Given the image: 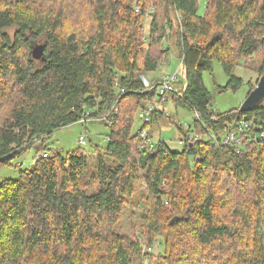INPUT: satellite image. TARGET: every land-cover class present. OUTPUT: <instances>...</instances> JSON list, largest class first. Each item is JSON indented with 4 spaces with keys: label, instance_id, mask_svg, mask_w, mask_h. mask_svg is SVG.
<instances>
[{
    "label": "trees",
    "instance_id": "1",
    "mask_svg": "<svg viewBox=\"0 0 264 264\" xmlns=\"http://www.w3.org/2000/svg\"><path fill=\"white\" fill-rule=\"evenodd\" d=\"M135 1L0 0V171L40 143L32 165L0 182V264H264L261 137L219 148L195 122L196 138L184 131L173 151L152 139L166 111L140 117L158 97L147 75L176 35L185 81L172 101L215 129L246 120L264 133V102L214 112L203 80L215 62L224 90L243 85L236 67L264 74V0H206L203 14L201 0H138L139 12ZM92 121L110 129L103 147L51 151L56 130ZM144 130L155 144L141 150Z\"/></svg>",
    "mask_w": 264,
    "mask_h": 264
},
{
    "label": "rangeland",
    "instance_id": "2",
    "mask_svg": "<svg viewBox=\"0 0 264 264\" xmlns=\"http://www.w3.org/2000/svg\"><path fill=\"white\" fill-rule=\"evenodd\" d=\"M128 1V0H126ZM135 1L134 6H136ZM239 1V0H235ZM206 0L200 1V13L205 11ZM135 8H139L136 6ZM150 23V17L145 18L144 25L147 27ZM148 31V28H147ZM177 36L173 35L165 41V46L169 47V54L167 59L160 64L155 73L147 75V78L159 76L160 74L174 76L178 75L173 87L176 93L182 92V81H185V73L182 67L181 53L182 49L177 45ZM37 45H46V39L40 38L36 41ZM262 58L261 56H259ZM37 61V65L42 66V62ZM234 75L243 80V85L237 91L224 90L229 82L228 76L225 74L221 64L215 62L212 71H207L203 75L205 87L210 91L212 97V109L221 113L229 112L230 110L240 109L246 98L251 92V88L257 86L261 74L252 70H246L245 67L239 66L234 69ZM158 97L155 106L159 111H166V117L154 122L152 127V139L154 142H165L173 151L182 150V143L184 131L190 130L191 138L194 140L197 133L194 132L195 112L187 109L180 104H175L171 96L166 101L160 98V90L157 87ZM147 107H153L146 104ZM139 115V114H138ZM143 121L138 117L135 118V129L139 130L143 126ZM110 133V129L102 122L92 121L86 124L78 123L68 127L56 130L52 137L48 140V145L53 153H60L66 157L69 153H73L79 149H85L90 152L95 147H103L106 144V136ZM81 137L87 141V145L81 144ZM206 139V136L204 137ZM207 140V139H206ZM47 142V141H46ZM40 143H35L31 149L13 161L11 166L4 167L0 171V182L4 179H16L19 176V168L25 169L32 165L37 156V148ZM93 164V163H92ZM165 185V183H164ZM166 188H163L165 190ZM167 204V203H166ZM136 212V209H135ZM130 211L124 213L120 225L118 226L123 233H128L130 229ZM155 255L162 252V243L157 241L153 248ZM158 262H154L156 264Z\"/></svg>",
    "mask_w": 264,
    "mask_h": 264
},
{
    "label": "built area",
    "instance_id": "3",
    "mask_svg": "<svg viewBox=\"0 0 264 264\" xmlns=\"http://www.w3.org/2000/svg\"><path fill=\"white\" fill-rule=\"evenodd\" d=\"M139 11L140 9L136 8V12ZM150 12L153 11L151 10ZM177 77V74H175L174 76L164 74L159 76V81L157 82L156 86L160 90L162 101H166L167 98L169 99V96H171V94L175 93L173 83L176 82ZM124 93L125 92H122V94ZM156 110V106L148 107V110L140 112V117L143 121L149 122L151 120V115ZM117 111L118 109L115 108V113H117ZM192 111L195 112L194 123L197 122L199 124L201 129L204 131L207 140H209L215 147L220 148L233 144L241 146L245 142H256L258 137H261L260 141H264V133L259 132V126L257 127L246 120H233L232 122L228 123L225 128L215 129L213 126L203 121L201 114L196 109H193ZM209 119L210 123L214 125H217L220 122L217 116H210ZM142 137L144 142L141 145V150H145L148 147L154 146L155 143L148 139V132L146 130L142 132ZM81 143L84 146L86 145V139L84 137L81 138ZM47 154L48 153H44L43 157H47Z\"/></svg>",
    "mask_w": 264,
    "mask_h": 264
},
{
    "label": "water",
    "instance_id": "4",
    "mask_svg": "<svg viewBox=\"0 0 264 264\" xmlns=\"http://www.w3.org/2000/svg\"><path fill=\"white\" fill-rule=\"evenodd\" d=\"M45 46L36 45L33 49L32 56L34 60H45ZM264 102V74L260 78L255 89L249 94L240 108L242 113H250L256 110ZM177 218H174L171 223H174Z\"/></svg>",
    "mask_w": 264,
    "mask_h": 264
},
{
    "label": "crops",
    "instance_id": "5",
    "mask_svg": "<svg viewBox=\"0 0 264 264\" xmlns=\"http://www.w3.org/2000/svg\"><path fill=\"white\" fill-rule=\"evenodd\" d=\"M161 75V74H160ZM159 77V76H158Z\"/></svg>",
    "mask_w": 264,
    "mask_h": 264
}]
</instances>
